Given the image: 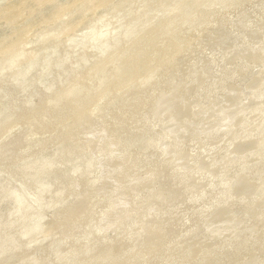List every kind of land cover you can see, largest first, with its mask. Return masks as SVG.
I'll return each instance as SVG.
<instances>
[{
	"label": "rangeland",
	"instance_id": "374dc122",
	"mask_svg": "<svg viewBox=\"0 0 264 264\" xmlns=\"http://www.w3.org/2000/svg\"><path fill=\"white\" fill-rule=\"evenodd\" d=\"M0 1V264H264V0Z\"/></svg>",
	"mask_w": 264,
	"mask_h": 264
},
{
	"label": "bare ground",
	"instance_id": "6f19581e",
	"mask_svg": "<svg viewBox=\"0 0 264 264\" xmlns=\"http://www.w3.org/2000/svg\"><path fill=\"white\" fill-rule=\"evenodd\" d=\"M6 1H7V0H6ZM27 1H28V0H27ZM27 1H26V2H25V1H22V2H24V4H26ZM34 1H35V0H34ZM41 1H42V0H41ZM44 1L47 2V0H44ZM44 1L42 2V4H45ZM49 1L51 2V1H53V0H48V3H50ZM94 1L97 2V0H93V3H94ZM0 2H1V1H0ZM22 2H21L20 4H22ZM53 2H54V1H53ZM88 2H89V0H88ZM96 2H95V3H96ZM185 2H186V1H185ZM2 3H3V2H2ZM38 3H39V2H38ZM38 3H37V4H38ZM48 3H47V5H48V7H50V5H52V4H51L52 2H51L50 4H48ZM75 3H76V2H75ZM75 3H74V4H75ZM95 3H94V4H95ZM4 4H5V3H4ZM6 4H7V3H6ZM14 4H15V2H14ZM24 4H22L21 6L25 7ZM30 4H31V3H30ZM60 4H61V3H60ZM88 4H89V3H88ZM18 5H19V3H18ZM26 5H27V4H26ZM28 5H29V4H28ZM28 5H27V6H28ZM33 5H35V7L37 6V5L34 4V3H33ZM33 5H31V7H32ZM40 5H41V3H40ZM47 5L45 4V7H44V5L42 6V7H44L45 9L42 8V7H40L39 9L42 8V9L45 11L46 8L48 9V7H46ZM86 5H87V4H86ZM86 5H85V6H86ZM1 6H3V5H1ZM9 6H10V5H9ZM61 6H62V5H61ZM69 6H70V5H69ZM72 6H73V3H72ZM17 7H18V6H17ZM19 7H20V6H19ZM23 7H22V10H23ZM28 7H29V6H28ZM28 7H27V8H28ZM35 7H34V8H35ZM38 7H39V6H38ZM97 7H98V6H97ZM105 7H106V6H105ZM148 7H149V6H148ZM13 8H14V7H13ZM67 8H68V7H67ZM86 8H87V7H86ZM88 8H89V7H88ZM102 8H104V7H101L100 9H102ZM150 8H151V7H150ZM1 9H2V8H1ZM20 9H21V8H20ZM39 9L37 8V11H39ZM42 9H41V10H42ZM146 9H147V8H146ZM22 10H21V11H22ZM25 10H26V9H25ZM34 10H36V9H34ZM34 10H33V7H32V10H31V8H29L27 11L30 12V11H34ZM57 10H58V9H57ZM97 10H98V8H97ZM19 11H20V10H18L17 8H15V9H13V11L11 12V14L8 13V15L10 14L11 16H14L15 19H16L17 13H19ZM44 11H43V12H44ZM66 11H68V10H66ZM85 11H86V9H85ZM146 11H147V10H146ZM40 12H41V11H40ZM40 12H39V14H40ZM22 13H23L22 15H25V14H24V13H25L24 10H23ZM35 13H36V11H35ZM37 13H38V12H37ZM37 13H36V14H37ZM39 14H37V15L39 16ZM8 15H5L4 18L1 19V22H2L3 19H6L5 17L8 16ZM10 15H9V16H10ZM15 15H16V16H15ZM19 15H20V14H19ZM19 15H18V17H19ZM22 15H20V16H22ZM32 15H33V14H32ZM11 16H10V19H8V22H9V20L12 19ZM27 16H28V14H27ZM58 16H59V15H58ZM22 17H25V16H22ZM53 17H54V16H53ZM65 17H67V16H65ZM65 17H64V15H63V19H65ZM70 17H71V16H70ZM22 19H23V18H22ZM55 20H57V19H55ZM3 21H5V20H3ZM6 21H7V19H6ZM15 21H16V20H15ZM58 21H59V20H57L56 22H58ZM56 22H55V23H56ZM58 23H59V22H58ZM9 26H10V25H9ZM30 27H31V26H30ZM51 27H52V26H51ZM68 33H69V32H68ZM23 34H24V33H23ZM44 34L47 35V32L44 33ZM48 36H49V35H48ZM19 38H20V37H19ZM47 38H48V37H47ZM50 38H51V37H50ZM45 39H46V38H45ZM51 40H52V39H51ZM13 45H14V44H13ZM14 46H15V45H14ZM2 47H3V46H2ZM9 47H10V46H9ZM11 47H12V46H11ZM6 49H7V47H6ZM6 49H5V50H6ZM9 49L12 50V51L14 50V48H13V49L9 48ZM0 50H1V49H0ZM10 50H9V51H10ZM6 51H7V50H6ZM0 52H1V51H0ZM3 52H4V51H3ZM10 52H11V51H10ZM4 53H5V52H4ZM8 54H9V53H8ZM2 55H3V53H2ZM2 55H1V56H2Z\"/></svg>",
	"mask_w": 264,
	"mask_h": 264
}]
</instances>
